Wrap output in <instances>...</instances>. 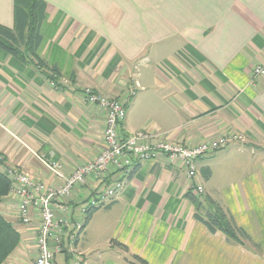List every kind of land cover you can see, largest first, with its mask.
Segmentation results:
<instances>
[{"label": "crops", "instance_id": "0c3cea01", "mask_svg": "<svg viewBox=\"0 0 264 264\" xmlns=\"http://www.w3.org/2000/svg\"><path fill=\"white\" fill-rule=\"evenodd\" d=\"M37 55L55 82L0 50V157L34 180L57 185L104 149L105 112L83 90L116 98L126 114L119 133L162 134L195 146L240 136L196 162L194 179L165 159L106 172L123 187L65 247L80 264H264V0H42ZM0 26H14V0H0ZM1 172V171H0ZM2 173V172H1ZM198 184L219 202L249 242L229 243L194 219L185 197ZM89 178L66 198L74 211L94 197ZM8 194L0 215L18 233L2 264H33L38 213L30 227ZM115 241L127 251L112 245ZM253 244V245H252ZM56 256L68 264L69 252Z\"/></svg>", "mask_w": 264, "mask_h": 264}, {"label": "built area", "instance_id": "2783aa9c", "mask_svg": "<svg viewBox=\"0 0 264 264\" xmlns=\"http://www.w3.org/2000/svg\"><path fill=\"white\" fill-rule=\"evenodd\" d=\"M252 77H264V63L252 68ZM84 98L88 104L96 105L105 112V128L103 133L104 149L100 155L76 170L64 176L60 172V165L39 160L60 180L59 184H45L34 180L28 173L15 167L0 164V171L11 182L9 197L17 200V214L23 226L30 227L33 222V213L39 216V226L36 234V256L33 264H58L56 256L67 248L64 245L65 236L72 244L76 234L82 229V221L72 220L74 211L66 198L78 186L83 185L87 179L93 178L100 182L97 194L82 203L78 213L82 216L90 209L100 208L113 198L123 185L118 178L108 185L103 183L109 168L116 173L127 170L134 162L150 161L156 158L165 159L168 163L180 166L186 177L194 179L197 174L196 162L218 151L225 149L232 141H240V136L217 137L190 146L182 140L169 139L162 134L149 131H138L128 136L119 133L120 126L125 118V104L116 98L105 97L94 93L92 89L83 90ZM193 194L201 195L203 189L194 184ZM68 264H80L82 259L75 251H69Z\"/></svg>", "mask_w": 264, "mask_h": 264}, {"label": "trees", "instance_id": "16d2710c", "mask_svg": "<svg viewBox=\"0 0 264 264\" xmlns=\"http://www.w3.org/2000/svg\"><path fill=\"white\" fill-rule=\"evenodd\" d=\"M45 8L46 4L42 0H14V26L11 29L0 26V50L23 64H32L53 83L56 81L58 71L48 67L37 55ZM3 162L0 157V164ZM10 186L8 177L0 172V202L9 193ZM185 197L194 206V219L201 222L209 232L222 233L229 243L242 244L243 240L249 242L246 233L236 226L230 214L219 202L209 196L193 194L192 188L186 192ZM97 209L93 208L87 212L84 224ZM18 241V233L0 215V264L16 248ZM111 244L127 251L125 246L115 241H111ZM134 259L145 263L138 257Z\"/></svg>", "mask_w": 264, "mask_h": 264}, {"label": "rangeland", "instance_id": "374dc122", "mask_svg": "<svg viewBox=\"0 0 264 264\" xmlns=\"http://www.w3.org/2000/svg\"><path fill=\"white\" fill-rule=\"evenodd\" d=\"M103 208H104V207H103ZM99 209H102V208L100 207V208H98L97 210H99ZM85 219H86V214L83 215V221H82V224H84ZM84 227H85V224H84L83 228H84Z\"/></svg>", "mask_w": 264, "mask_h": 264}]
</instances>
